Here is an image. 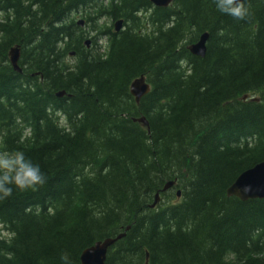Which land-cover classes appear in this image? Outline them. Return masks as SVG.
I'll use <instances>...</instances> for the list:
<instances>
[{"label":"trees","instance_id":"16d2710c","mask_svg":"<svg viewBox=\"0 0 264 264\" xmlns=\"http://www.w3.org/2000/svg\"><path fill=\"white\" fill-rule=\"evenodd\" d=\"M244 2L237 20L214 0H0V149L46 178L0 201V264H81L123 233L107 264H264V200L226 192L264 162V0Z\"/></svg>","mask_w":264,"mask_h":264},{"label":"water","instance_id":"95a60500","mask_svg":"<svg viewBox=\"0 0 264 264\" xmlns=\"http://www.w3.org/2000/svg\"><path fill=\"white\" fill-rule=\"evenodd\" d=\"M246 1V0H244ZM152 4L157 7H167L172 0H150ZM82 25V24H80ZM123 21H119L115 24V29L117 32L121 30ZM209 35L203 34L198 42L188 48L189 52L199 58H204L207 51V41ZM89 46V42H87ZM10 62L13 66L15 72L18 74L22 73V70L18 67V62L20 58L18 48H12L9 52ZM150 93V86L146 82L144 76L136 79L131 87L130 94L134 98L136 104H139L141 100ZM65 95L64 92L57 94L58 98H62ZM247 98L245 97L244 100ZM138 123L143 124L144 127L148 128L149 124L145 118L135 120ZM174 186V182H169L163 188V192L170 190ZM227 196L229 198H237L241 202H248L253 200H264V162L257 164L253 168L243 172L235 182L227 189ZM181 193L177 192V197L180 198ZM160 196L157 194L155 196L154 204L151 209L155 208L156 204L159 202ZM130 227L126 229L129 231ZM126 236L125 233L117 236L116 238H108L104 241L96 243L94 246L86 249L80 258L81 264H107V255L111 248L121 239ZM148 260V256H147ZM146 264H148L146 262Z\"/></svg>","mask_w":264,"mask_h":264},{"label":"clouds","instance_id":"9594fccd","mask_svg":"<svg viewBox=\"0 0 264 264\" xmlns=\"http://www.w3.org/2000/svg\"><path fill=\"white\" fill-rule=\"evenodd\" d=\"M216 9L237 20H245L250 15L244 0H214ZM45 175L39 164L33 163L22 151L9 152L0 149V201L13 194L14 188L25 191L45 183ZM61 264H71L67 252L60 254Z\"/></svg>","mask_w":264,"mask_h":264},{"label":"flooded vegetation","instance_id":"af4514ba","mask_svg":"<svg viewBox=\"0 0 264 264\" xmlns=\"http://www.w3.org/2000/svg\"><path fill=\"white\" fill-rule=\"evenodd\" d=\"M173 2H174V0H172V2H171L167 7H157V6H155L154 4H152V7H153V8H156V9H169V8L172 7ZM76 21H78L79 24H80V23L82 24V26H80V28H84V27L86 26V24H87L86 20H84V18L81 17V16L77 17V20H76ZM123 30H124V22H123V25H122V27H121V31H123Z\"/></svg>","mask_w":264,"mask_h":264},{"label":"rangeland","instance_id":"374dc122","mask_svg":"<svg viewBox=\"0 0 264 264\" xmlns=\"http://www.w3.org/2000/svg\"><path fill=\"white\" fill-rule=\"evenodd\" d=\"M100 44L104 45V43H103V42H100ZM89 48H90V47H89Z\"/></svg>","mask_w":264,"mask_h":264}]
</instances>
